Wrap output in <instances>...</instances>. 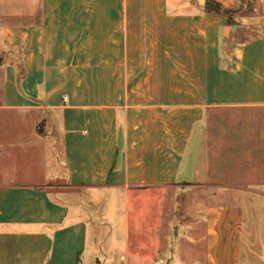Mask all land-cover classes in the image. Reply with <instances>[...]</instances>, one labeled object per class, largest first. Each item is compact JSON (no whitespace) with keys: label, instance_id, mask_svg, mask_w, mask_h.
I'll return each mask as SVG.
<instances>
[{"label":"crops","instance_id":"0c3cea01","mask_svg":"<svg viewBox=\"0 0 264 264\" xmlns=\"http://www.w3.org/2000/svg\"><path fill=\"white\" fill-rule=\"evenodd\" d=\"M208 1L0 0V264H264V0Z\"/></svg>","mask_w":264,"mask_h":264},{"label":"rangeland","instance_id":"374dc122","mask_svg":"<svg viewBox=\"0 0 264 264\" xmlns=\"http://www.w3.org/2000/svg\"><path fill=\"white\" fill-rule=\"evenodd\" d=\"M108 195L109 193H103V195ZM200 197V195L197 193L195 194V192L193 191L192 188H186V189H182V198L184 200V204L186 206V208L184 209V214L187 215L188 212H192L194 211L195 214L197 216H201L203 214V212L201 213L200 207L203 203V201H197L196 204L194 202V199ZM75 199V198H74ZM194 209V210H193ZM184 215V216H185Z\"/></svg>","mask_w":264,"mask_h":264},{"label":"trees","instance_id":"16d2710c","mask_svg":"<svg viewBox=\"0 0 264 264\" xmlns=\"http://www.w3.org/2000/svg\"><path fill=\"white\" fill-rule=\"evenodd\" d=\"M208 8H211V9L215 8V9H218V10L221 9L220 5L217 2H214L213 0H209L208 1Z\"/></svg>","mask_w":264,"mask_h":264},{"label":"built area","instance_id":"2783aa9c","mask_svg":"<svg viewBox=\"0 0 264 264\" xmlns=\"http://www.w3.org/2000/svg\"><path fill=\"white\" fill-rule=\"evenodd\" d=\"M161 262H163V260H161Z\"/></svg>","mask_w":264,"mask_h":264}]
</instances>
